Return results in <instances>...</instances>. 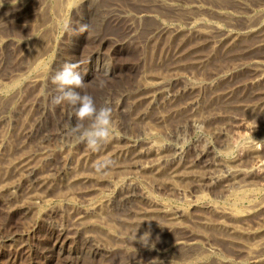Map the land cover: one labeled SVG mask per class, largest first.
<instances>
[{"label":"rangeland","instance_id":"1","mask_svg":"<svg viewBox=\"0 0 264 264\" xmlns=\"http://www.w3.org/2000/svg\"><path fill=\"white\" fill-rule=\"evenodd\" d=\"M242 1L236 5L235 0L221 2L234 5L242 13L247 11V7L254 9L259 5V8H264V0ZM55 3V0H0V141L4 138L0 142V264H186L182 258L195 253V244L202 250L196 264H248L244 245H249V239L242 240V245L238 239L227 236V232L224 235V230L214 225L221 218L207 206L217 203L219 207L229 208L233 206L234 191L240 190L232 179L214 180L217 173H222L221 168L215 165L214 150L221 146L222 136L215 135L214 124L217 128L225 124L228 131H232L235 125L239 131L245 132L246 123L256 127L249 138L262 142L260 153L264 160V142L259 139L260 133H264V88L250 89L246 86L256 73L252 62L258 60L264 64V23L257 34L240 36L232 42L217 43L215 33L189 29H183L185 32L177 35L168 32L160 37H150L149 32L156 21L147 17L141 21L134 18L147 8L151 9V0H88L78 4L76 10L63 11L64 16L52 18ZM245 5L246 9L243 8ZM157 7L167 14L164 17L166 22L186 26L170 7ZM46 21L47 25L42 26ZM221 23H224V28L233 27V24ZM241 23V19L237 20L234 27ZM80 24H88V31L79 34ZM38 53L43 58L41 66L37 70L29 69ZM98 58L111 65L109 72L98 68L95 64ZM78 62H81L78 71L85 86L77 91L93 96L98 108L107 106L112 109L114 137L99 151H93L69 135V124L74 126L76 123L72 106L67 102L52 103L53 96L58 94L52 83L55 72L64 63ZM223 72L225 75H221ZM37 74L41 75L39 79L31 81ZM157 79L163 81L162 87V83H155ZM100 81H104L103 87H100ZM189 81L195 83L192 85ZM220 97L225 100L218 99ZM247 105L255 108L248 110L245 108ZM194 109L205 122L199 127L191 124ZM84 124L87 127L89 121ZM142 129H151L153 139L165 143L159 152L162 153L159 163L165 170L161 178L156 177L160 174L147 175L136 170L137 163L142 161L149 165L157 158L147 150L148 144L145 143L148 139ZM204 141L210 147L206 156L201 153L206 147ZM174 147L181 149L179 151L183 155H175ZM108 158L115 164L106 174L97 173L93 165ZM247 161L243 164L247 165ZM176 168L181 170L178 169L174 176L169 171ZM130 175L135 177L132 178L135 183L126 178ZM237 179L243 184L246 182L243 188L248 193L252 191L254 201L261 202L262 199L264 203V175L253 174ZM142 192L154 195L153 201L145 199ZM103 199L104 202L110 201L109 204L101 203ZM237 201L240 209L247 208L249 202L246 199ZM95 202L98 206L104 204L100 206V216L88 213ZM154 202L155 207L152 205ZM159 204L172 209L186 207L189 217L180 218L179 222L172 221L163 212H158ZM152 210L157 214H151ZM259 215L264 219V213L257 214L242 225L248 229L261 225L264 220ZM206 221L211 224H206ZM145 233H149V241L145 237L147 246L139 240ZM189 241L195 243L188 245Z\"/></svg>","mask_w":264,"mask_h":264},{"label":"bare ground","instance_id":"2","mask_svg":"<svg viewBox=\"0 0 264 264\" xmlns=\"http://www.w3.org/2000/svg\"><path fill=\"white\" fill-rule=\"evenodd\" d=\"M46 1V0H45ZM85 1H88V0H55V11H54V13L52 14V18L54 17V16H58V17H61V16H64V14L62 15V13H63V11H69V10H73V9H75L76 10V8H77V5L78 4H82V3H84ZM92 1V0H91ZM136 1V0H135ZM139 1V0H138ZM152 1V7H151V9L149 8H147L146 10H144L143 12H141V14H137L135 17L136 18H134V20H137L138 19V21H141L142 20V18H144L145 19V17H147V18H151L152 20L154 19L155 21H156V24L154 25V27L150 30V32H149V36L151 37V36H158L159 35V37H160V35H163V34H167L168 32H171V34H174V35H177V34H179V33H183V32H185L184 30L185 29H189V31H197V32H203V33H208V32H213V33H215V40H216V42L217 43H221V42H232V40L233 39H235V38H237V37H240V36H245V35H255V34H257L258 32H259V29H260V27H261V25L264 23V8H259V5H256L257 7H254V9L253 8H249L248 9V7H247V11H245V10H243V11H245V12H238V10H237V8H235V6L234 5H232V4H229V3H224V2H221V1H223V0H220V2H219V0H171V1H168V0H151ZM215 2V3H213V2ZM217 2V3H216ZM251 2H253V1H251ZM257 2V1H256ZM262 2V1H261ZM264 2V1H263ZM50 3V2H49ZM48 2H47V4H49ZM233 3V2H232ZM238 3H243V1L242 0H235V5L236 4H238ZM24 4V3H23ZM211 4H212V6H211ZM254 4V3H253ZM263 4V3H262ZM41 5H43V3L41 4ZM41 5H40V7H41ZM52 5V4H51ZM241 5V4H240ZM242 5H244V4H242ZM248 5V4H247ZM38 6V5H37ZM79 6V5H78ZM87 6V5H86ZM157 6H168V7H170L171 8V11L172 12H175V13H177L181 18L179 19L181 22H185V24H186V26H187V28H186V26H183V25H179V24H174V23H169V22H166V20H165V18L164 17H166L165 15H167L166 13H163L164 11H160L161 9H159ZM6 7V6H5ZM46 7V6H45ZM44 7V8H45ZM92 7V6H91ZM97 7V6H96ZM95 7V8H96ZM149 7V6H148ZM239 7V6H238ZM7 8V7H6ZM100 8V7H99ZM169 8V9H170ZM244 9H246V5L243 7ZM16 9V8H15ZM41 9V8H40ZM54 9V8H53ZM78 9V8H77ZM144 9V8H143ZM234 10H237V12H235ZM242 10H240V11H242ZM48 11V10H47ZM34 12V11H33ZM41 12V11H40ZM44 12H45V9H44ZM43 12V13H44ZM50 12V11H49ZM66 13V12H65ZM82 13V12H81ZM36 15H37V13H35ZM45 14H46V12H45ZM134 15V14H133ZM56 16V17H57ZM67 16V15H66ZM81 16V15H80ZM109 16V15H108ZM129 16V15H128ZM51 17V16H50ZM57 17V18H58ZM120 17V16H119ZM14 18V17H13ZM33 18V17H32ZM47 18V17H46ZM38 19H39V17H38ZM41 19V18H40ZM239 19H241L242 20V23L240 24V25H237V26H235L234 27V23H236V21L237 20H239ZM7 20V19H6ZM36 20V19H35ZM51 20V19H50ZM55 20H56V18H55ZM61 20V19H60ZM178 20V21H179ZM38 21V20H37ZM36 21V22H37ZM221 21H223V22H227V25L229 24V25H232L233 24V27L231 28V29H227V28H224V26L222 25V24H224V23H221ZM180 22V23H181ZM33 23H35V22H33ZM54 23V22H53ZM58 23H59V21H58ZM155 23V22H154ZM49 24H50V22H49ZM55 24V23H54ZM53 24V25H54ZM184 24V23H183ZM39 25H40V23H39ZM44 25H47V21L42 25V26H44ZM51 25H52V23H51ZM50 25V26H51ZM53 25H52V27H53ZM56 25V24H55ZM226 25V26H227ZM38 26V25H37ZM150 27V26H149ZM38 28V27H37ZM46 28V27H45ZM47 29H48V27H47ZM184 29V30H183ZM53 30V29H52ZM51 30V31H52ZM54 30H55V28H54ZM50 31V30H49ZM261 32H262V30H261ZM42 33H44V31L43 32H41V34ZM45 33H47V32H45ZM194 33V32H193ZM212 33V34H213ZM196 34V33H195ZM209 34V33H208ZM34 35V34H33ZM44 35V34H43ZM197 35V34H196ZM195 35V36H196ZM211 35V34H210ZM42 36V35H41ZM48 36V35H47ZM54 36H56V34L54 35ZM168 36V35H167ZM191 36H192V34H191ZM203 36V35H202ZM207 36V35H206ZM34 37V36H33ZM49 37H50V35H49ZM258 37V36H257ZM51 38V37H50ZM157 38V37H156ZM174 38H176V36L174 37ZM195 38V37H194ZM209 38H211V37H209ZM54 39V38H53ZM203 39V38H202ZM247 39V38H246ZM260 39V38H259ZM32 40H34L35 41V39H32ZM155 40V39H154ZM177 40V39H176ZM183 40V39H182ZM204 40V39H203ZM206 40V39H205ZM245 40V39H244ZM0 41H1V39H0ZM39 41V40H38ZM37 41V42H38ZM169 41V40H168ZM185 41V40H184ZM190 41V40H189ZM40 42V41H39ZM152 42H153V40H152ZM174 42V41H173ZM179 42H180V40H179ZM201 42V41H200ZM42 43V42H41ZM165 43V42H164ZM177 43V42H176ZM31 44V43H30ZM181 44H182V42H181ZM209 44V43H208ZM231 44V43H230ZM35 45V44H34ZM34 45H32L33 47H34ZM53 45V44H52ZM51 45V46H52ZM56 45V44H55ZM186 45H188V44H186ZM202 45V44H201ZM228 45V44H227ZM258 45V44H257ZM43 46H44V44H43ZM221 46V45H220ZM249 46V45H248ZM252 46H254V45H252ZM261 46V45H260ZM27 47H28V44H27ZM26 47V48H27ZM53 47V46H52ZM215 47H217L216 45H215ZM245 47V46H244ZM258 47V46H257ZM182 48V47H181ZM211 48V47H210ZM213 48H214V45H213ZM226 48V47H225ZM232 48V47H231ZM235 48V47H234ZM249 48V47H248ZM254 48V47H253ZM28 50H29V48H28ZM38 50H40V49H38ZM38 50H37V52H38ZM230 50H232V49H230ZM43 51V50H42ZM41 51V52H42ZM53 51V50H52ZM186 51V50H185ZM211 51H213V50H211ZM210 51V52H211ZM32 52H33V50H32ZM36 52V51H35ZM36 52V53H37ZM47 53V52H46ZM40 54L41 53H38V56L36 55V57H35V59H34V61L29 65V69H32V70H37V67L38 66H41V62H43L42 61V59H41V56H40ZM45 54V53H44ZM214 54V53H213ZM184 55V54H183ZM225 55V54H224ZM230 55V54H229ZM187 56V55H186ZM216 56V55H215ZM242 56V55H241ZM240 56V57H241ZM95 57V56H94ZM93 57V58H94ZM175 57V56H174ZM191 57V56H190ZM226 57H228V56H226ZM208 58V57H207ZM229 58V57H228ZM237 58V57H236ZM223 59V58H222ZM184 60V59H183ZM251 61H252V59H251ZM45 62H46V60H45ZM45 62H44V64H45ZM50 62V61H49ZM97 63H95L97 66H98V68H101V69H103V70H105L106 72H109L110 71V69H111V65L107 62V61H105V60H103V59H99L98 58V60L96 61ZM208 62V61H207ZM218 63V62H217ZM245 63V62H244ZM248 63V62H247ZM253 64V66L255 67V71H256V73L254 74V76L252 77V79L250 80V82H247L248 84H246V86H250V89H256V88H261V87H263L264 88V84L262 83V82H264V64L262 63V62H260V61H258V60H254V62H252ZM196 65V64H195ZM228 65V64H227ZM44 66V65H43ZM47 66H49L48 64H47ZM235 66H237V65H235ZM240 66V65H239ZM242 66V65H241ZM247 66V65H246ZM250 66V65H249ZM213 67V66H212ZM44 68V67H43ZM234 68V67H233ZM237 68V67H236ZM249 68V67H248ZM250 68H251V66H250ZM50 69V68H49ZM196 69V68H195ZM228 69V68H227ZM43 70H45V68L43 69ZM29 71V70H28ZM27 71V72H28ZM148 71V70H147ZM153 71V70H152ZM152 71H151V74H152ZM158 71V70H157ZM159 71H161V70H159ZM196 71V70H195ZM234 71H235V69H234ZM27 72H25V73H27ZM39 72H41V71H39ZM230 72V71H229ZM239 72V71H238ZM43 73H44V71H43ZM160 73V72H159ZM181 73H182V71H181ZM225 72H223L221 75H225L224 74ZM19 73H17V75H18ZM23 74V73H22ZM149 74V73H148ZM161 74V73H160ZM218 74V73H217ZM216 74V75H217ZM21 75V74H20ZM29 75V74H28ZM215 75V74H214ZM229 75V74H228ZM252 75V74H251ZM250 75V76H251ZM23 76V75H22ZM22 76H20V77H22ZM41 75H39V74H37V75H34V78L31 80V81H33V82H35V81H37L38 79H39V77H40ZM44 76V75H43ZM219 76H220V74H219ZM19 77V76H18ZM17 77V78H18ZM24 77V76H23ZM27 77V76H26ZM26 77H24V78H26ZM223 77H225V76H223ZM30 78V77H29ZM28 78V79H29ZM152 78V77H151ZM231 78V77H230ZM213 79V78H212ZM245 79H247V78H245ZM250 79V78H249ZM40 80H43L42 78L40 79ZM215 80V79H214ZM213 80V81H214ZM220 80H222V79H220ZM229 80V79H228ZM16 81V80H15ZM149 81V80H148ZM152 81H154V80H152ZM195 81V80H194ZM219 81V80H218ZM28 82V81H27ZM196 82V81H195ZM194 82V83H195ZM217 82V81H216ZM19 83V82H18ZM29 83V82H28ZM156 84H161L162 83V85H161V87L164 85L163 84V81L162 80H158L157 79V81L155 82ZM189 83H193V82H191V81H189ZM193 83V84H194ZM208 83V82H207ZM206 83V84H207ZM214 83H215V81H214ZM41 84V83H40ZM150 84H153V83H150ZM192 84V85H193ZM263 84V85H262ZM20 85V84H19ZM18 85V86H19ZM211 85H212V83H211ZM206 86V85H205ZM208 86V85H207ZM217 86V85H216ZM245 86V87H246ZM0 87H1V84H0ZM7 87V86H6ZM190 87V86H189ZM193 87V86H192ZM191 87V88H192ZM195 87V86H194ZM213 87V86H212ZM9 88V87H8ZM198 88V87H197ZM204 88V87H203ZM229 88V87H228ZM10 89V88H9ZM8 89V90H9ZM207 89V88H206ZM208 89H210V88H208ZM247 89V88H246ZM262 89V88H261ZM219 90V89H218ZM223 90V89H222ZM197 91V90H196ZM211 91V90H210ZM149 92V91H148ZM221 92V91H220ZM244 92V91H243ZM3 93V92H2ZM229 93V92H228ZM6 95V94H5ZM262 95V94H261ZM9 96V95H8ZM214 96V95H213ZM212 96V97H213ZM227 96H229V97H227V98H230V94H227ZM263 96V95H262ZM11 97V96H10ZM217 97V96H216ZM242 97V96H241ZM261 97V96H260ZM153 98V97H152ZM223 97H220V98H218V99H222ZM1 99V98H0ZM246 99V98H245ZM259 99V98H258ZM3 100V99H2ZM6 100V99H5ZM9 100V99H8ZM195 100V99H194ZM197 101H198V99H196ZM222 100H225V98H223ZM237 100V99H236ZM242 100H243V98H242ZM1 101V100H0ZM200 101V100H199ZM210 101V100H209ZM212 101H213V99H212ZM218 101V100H217ZM228 101V100H227ZM227 101H224V102H227ZM244 101H246V100H244ZM254 101H255V99H254ZM4 102V101H3ZM154 102H156V101H154ZM194 102V101H193ZM192 102V103H193ZM215 102V101H214ZM219 102V101H218ZM231 102V101H230ZM239 102V101H238ZM237 102V103H238ZM195 103V102H194ZM195 104H197V103H195ZM212 104V103H211ZM218 104V103H217ZM217 104H216V107H217ZM227 104V103H226ZM248 104V103H247ZM254 104V103H253ZM206 105V104H205ZM221 105V104H220ZM223 105V104H222ZM257 105V104H256ZM151 106H152V104H151ZM199 106V105H198ZM214 106V105H213ZM224 106V105H223ZM223 106H222V108H223ZM263 106V105H262ZM192 107V106H191ZM201 107V106H200ZM211 107V106H210ZM216 107H211V108H213L214 110L215 109H217ZM219 107H221V106H219ZM225 107V106H224ZM228 107H230V106H228ZM252 107L253 108H255V106L253 105V106H250V105H247V106H245V108L246 109H248V110H252ZM261 107V106H260ZM194 108V107H193ZM227 108V107H226ZM238 108V107H237ZM244 108V107H243ZM257 108V107H256ZM259 108V107H258ZM198 109V108H197ZM207 111H209L210 110V108L207 106ZM218 109H221V108H218ZM260 109V108H259ZM262 109H263V107H262ZM195 110V112H192L193 114L191 115V124L194 126V127H199V126H201V125H203L202 123H205L204 122V120L201 118V116H200V114H199V112H198V110H196V109H194ZM203 110V109H202ZM224 110V109H223ZM229 110V109H228ZM235 110V109H234ZM234 110H232V112L234 111ZM200 111V110H199ZM230 111V110H229ZM239 111V110H238ZM256 111H258V110H256ZM201 112V111H200ZM203 112V111H202ZM213 112V111H212ZM215 112V111H214ZM219 112V111H218ZM223 112V111H222ZM261 112V111H260ZM144 113H146V112H144ZM220 113V112H219ZM226 113H227V111H226ZM242 113V112H241ZM245 113V112H244ZM252 113H253V111H252ZM20 114V113H19ZM208 114V113H207ZM222 114V113H221ZM220 114V115H221ZM224 114V113H223ZM231 114V113H230ZM234 114V113H233ZM246 114V113H245ZM137 115V114H136ZM140 114H138V116H139ZM145 115V114H144ZM216 115H219V114H216ZM250 115V114H249ZM253 114H251V116H252ZM43 116V115H42ZM233 116V115H232ZM237 116V115H236ZM260 116H261V114H260ZM134 117V116H133ZM163 117V116H162ZM203 117V116H202ZM235 117V116H234ZM256 117V116H255ZM263 117V116H262ZM189 118H190V116H189ZM215 118H217V117H215ZM214 118V119H215ZM223 118V117H222ZM252 118H253V116H252ZM2 119V118H1ZM226 119V118H225ZM255 119V118H254ZM210 120V119H209ZM232 120V119H231ZM252 120V119H251ZM161 121H162V119H161ZM230 121V120H229ZM228 121V122H229ZM217 122H218V120H217ZM227 122V121H226ZM230 122H232V121H230ZM147 123V122H146ZM216 123V122H215ZM245 123V122H244ZM140 124V123H139ZM151 124V123H150ZM175 124V123H174ZM210 124V123H209ZM213 124V123H212ZM217 124V123H216ZM223 124V123H222ZM167 125V124H166ZM144 126V125H143ZM151 126V125H150ZM158 126V125H157ZM160 126V125H159ZM158 126V127H159ZM177 126V125H176ZM205 126V125H204ZM212 125H210V127H211ZM217 125H215L214 124V129H215V135L217 134V135H219V136H222V143H221V146L219 147V149L217 150L216 148L214 149L215 150V153H216V158H217V162H215V165H217V167L218 168H221V170H222V173H217L216 175H215V177H216V179L214 178V180L215 181H218V180H222V179H224V178H228V179H232L233 180V182H236V184H237V187L238 188H240V190H236V191H234V199H233V202H232V204H233V206H230L229 208H223V207H219L218 205H217V203H216V205H214V204H209L208 206H207V209H210L211 211H214L221 219L220 220H217L218 222H216L214 225H216L217 227H219V228H222V230H224L223 232H224V235H225V233L227 232V236H230V237H232V238H236V239H238V241L242 244V245H244L243 244V242H242V240H244L245 238L246 239H249V245H244V248H246V253H247V255H246V257L248 258V264H260V263H262V262H264V239H263V237L262 236H264V235H262L263 233H264V223H262L261 225H258V226H256L255 228H252V229H248V228H246L247 226H245L244 227V225H242V224H245L246 222V220H248L251 216H256L257 214H262V213H264V203L262 202V199H261V202H257V201H254V199H253V196H252V191L250 192L249 191V193L247 192V189H244L243 187L245 186L244 184H246V182L243 184L241 181H238L239 179H237V178H243V177H248V176H250V175H264V160H263V158H261V154L262 153H260V146H262L261 144H262V142H261V144L259 143V141H256L254 138L252 139V138H249L250 136H249V134L251 133V132H254V130H255V128L256 127H254L253 125H251L250 123H246V125H245V132H242L241 130L239 131L238 130V128L235 126V125H233V130L232 131H228V128H227V126L224 124V125H222L221 126V128H217L216 127ZM257 126V125H256ZM156 127V126H155ZM161 127V126H160ZM209 127V128H210ZM203 128H205V127H203ZM241 128V127H240ZM244 128V127H243ZM242 128V129H243ZM154 129H156V128H154ZM211 129V128H210ZM260 129V128H259ZM143 131H142V133H144V136L145 137H147V142L148 143H145V144H148V149L147 150H149L151 153H152V155L154 154V155H157V158L155 159V160H153L152 162H149L148 164L149 165H146L145 163L143 164L142 163V161L141 162H139V163H137L136 165H135V167H136V170L138 171V170H140L141 172H143V173H147V175L148 174H153V175H158V174H160V175H158V176H156V177H160L161 178V176H162V173H163V175H164V172H165V170L163 169V168H161L162 167V165H160L161 163H159V161H160V159L162 158V156L160 155V154H162V153H160L159 154V152H160V150L164 147V144L162 143V141L163 140H161V142L156 138V139H153L154 137H152L151 135H152V131H151V129L149 130H145V129H142ZM203 130V129H202ZM167 131V130H166ZM165 131V132H166ZM260 131H262V130H260ZM113 132V131H112ZM156 132V131H155ZM204 132V131H203ZM210 132V131H209ZM212 132L214 133V130H212ZM154 133V132H153ZM212 134V133H211ZM261 134V137L259 138L260 139V141H263L264 142V133H260ZM158 135H160V134H158ZM167 135V134H166ZM180 135V134H179ZM213 136H214V134H212ZM252 135V134H251ZM256 135V134H255ZM139 136V135H138ZM143 136V135H142ZM175 136V135H174ZM112 137H114V136H112ZM141 137V136H140ZM184 137V136H183ZM253 137V136H252ZM150 138V139H149ZM180 138H181V136H180ZM204 138V137H203ZM176 139V138H175ZM177 139H179L178 137H177ZM2 140H4V138L2 137ZM2 140L0 141V142H2ZM143 140V139H142ZM180 140V139H179ZM7 141V140H6ZM11 141V140H10ZM110 141H112V139L110 140ZM117 141V140H116ZM169 141V140H168ZM173 141V140H172ZM181 141V140H180ZM183 141V140H182ZM205 142L206 141H204V143L203 144H205ZM124 143V142H123ZM135 143V142H134ZM207 143V142H206ZM4 144V143H3ZM112 144V143H111ZM116 144V143H115ZM184 144V143H183ZM264 144V143H263ZM11 145V144H10ZM206 145V144H205ZM8 146V145H7ZM170 146H172V145H170ZM169 146V147H170ZM114 147V146H113ZM176 147H178V146H176ZM143 148V147H142ZM165 148H166V146H165ZM175 148V147H174ZM209 146H207L206 145V147H204L203 148V150L201 151V153H202V155H204V156H206V155H208L209 154V152H210V150H209ZM6 149V148H5ZM4 149V150H5ZM122 149V148H121ZM171 149V148H170ZM190 149V148H189ZM131 150V149H130ZM174 152V154L175 155H179V156H181V155H183V153H181V151H179V150H181V149H177V148H175V149H172ZM171 150V151H172ZM146 151V150H145ZM234 151V153L232 154V152ZM3 153H5V152H3ZM7 153H9V152H7ZM121 153V152H120ZM142 153V152H141ZM201 153H200V155H201ZM126 154V153H125ZM124 154V155H125ZM165 154V153H164ZM11 155V154H10ZM6 156H8V155H6ZM123 157V156H122ZM141 157V156H140ZM184 157V156H183ZM201 157V156H200ZM137 158V157H136ZM143 158H144V156H143ZM215 158V157H214ZM24 159V158H23ZM172 159V158H171ZM164 160V159H163ZM165 160H167V159H165ZM181 160H183V159H181ZM247 161V160H249V161H247L246 163H247V165H245V164H243V162L244 161ZM251 160V161H250ZM139 161V160H138ZM151 161V160H150ZM169 161V160H168ZM252 161H253V163H252ZM162 162V161H161ZM185 162V161H184ZM191 162V161H190ZM249 162H251L250 164H249ZM117 163V162H116ZM164 163V162H163ZM178 163V162H177ZM245 163V162H244ZM119 164V163H118ZM214 164V163H213ZM120 165H121V162H120ZM214 165V166H215ZM122 166V165H121ZM174 166H175V164H174ZM169 167V166H168ZM172 166H170V168H171ZM176 167H179V166H176ZM209 167V166H208ZM182 168V167H181ZM195 168V167H194ZM202 168V167H201ZM217 168V169H218ZM24 169V168H23ZM120 169V168H119ZM179 168H176V169H174L173 171H169V172H171L173 175H174V173H176L177 171H179V170H181V169H179ZM187 169V168H186ZM216 169V170H217ZM115 170V169H114ZM116 170H118V169H116ZM125 170V169H124ZM136 170H134V172L136 171ZM183 170V169H182ZM190 170V169H189ZM201 170V169H200ZM120 171H121V169H120ZM127 171V170H126ZM125 171V172H126ZM123 172V171H122ZM122 172H120V173H122ZM124 172V173H125ZM140 172V173H141ZM191 172V171H190ZM221 172V171H220ZM128 173V172H127ZM126 173V174H127ZM180 173H181V171H180ZM123 174V173H122ZM165 174H167V173H165ZM178 174V173H177ZM183 174V173H182ZM142 175V174H141ZM176 175V174H175ZM174 175V176H175ZM181 175V174H180ZM113 176V175H112ZM125 176V175H124ZM173 176V177H174ZM182 176V175H181ZM86 177V176H85ZM168 177V176H167ZM177 177V176H176ZM126 178L130 181V183H135L134 181H133V179L132 178H135L134 176H132V175H130V176H126ZM136 178H138V177H136ZM154 178V177H153ZM180 178V177H179ZM195 178V177H194ZM205 178V177H204ZM258 178V177H257ZM173 179V178H172ZM190 179V178H189ZM228 179H227V181H228ZM250 179V178H249ZM150 180V179H149ZM195 180H197V179H195ZM206 180V179H205ZM245 180V179H244ZM254 180V179H253ZM154 181H156V179L154 180ZM180 181V180H179ZM184 181V180H183ZM187 181H190V180H187ZM192 181H194V180H192ZM246 181V180H245ZM123 182V181H122ZM167 182V181H166ZM175 182V181H174ZM191 182V181H190ZM113 183V182H112ZM153 183V182H152ZM207 183V182H206ZM212 183V182H211ZM223 183V182H222ZM232 183V182H231ZM254 182H252V184H253ZM119 184V183H118ZM129 184V183H128ZM127 184V185H128ZM177 184V183H176ZM215 184V183H214ZM234 184V183H233ZM249 184V183H248ZM258 184V183H257ZM261 184V183H260ZM115 185V184H114ZM125 185V184H124ZM130 185V184H129ZM225 185V184H224ZM223 185V186H224ZM229 185V184H228ZM232 185V184H231ZM256 185V184H255ZM117 186V185H116ZM143 186V185H142ZM230 186V185H229ZM247 186V185H246ZM249 186V185H248ZM247 186V187H248ZM258 186V185H257ZM154 187V186H153ZM159 187V186H158ZM162 187V186H161ZM171 187V186H170ZM176 187V186H175ZM179 187V186H178ZM218 187V186H217ZM222 187V186H221ZM255 187V186H254ZM226 188H227V186H226ZM225 188V189H226ZM150 189H152V188H150ZM252 189V188H251ZM218 190V189H217ZM227 190V189H226ZM232 190V189H231ZM66 192V191H65ZM202 192V191H201ZM229 192V191H228ZM143 193V192H142ZM145 193V192H144ZM143 193V194H144ZM227 194V193H226ZM225 194V195H226ZM232 194V193H231ZM260 194V193H259ZM110 195V194H109ZM140 195V194H139ZM136 196V195H135ZM180 196V195H179ZM199 196V195H198ZM197 196V197H198ZM105 197H107V196H105ZM122 197V196H121ZM127 197V196H126ZM138 197V196H137ZM143 197L145 198V199H147V200H150V201H153V199H154V195H151V193L150 192H146V194H144L143 195ZM227 197V196H226ZM264 197V196H263ZM103 198V197H102ZM108 198H110V197H108ZM141 198V197H140ZM206 198V197H205ZM256 198V197H255ZM101 199V198H100ZM100 199H98L97 201H99ZM238 199H240V200H242V199H246L249 203L247 204L248 206H247V208L246 209H240V207H238ZM102 200V199H101ZM107 200V199H106ZM109 200H111V199H109ZM161 200V199H160ZM203 200V199H202ZM155 201V200H154ZM162 201V200H161ZM164 201V200H163ZM197 201V200H196ZM201 201V200H200ZM101 202V201H100ZM108 202H110V201H106V202H104V199H103V201L101 202V203H104V204H109ZM160 202V201H159ZM195 202V201H194ZM198 202V201H197ZM225 202V201H224ZM229 202V201H228ZM94 203V202H93ZM100 203V206H104V204H101ZM157 203V202H156ZM160 203H163V202H160ZM193 203V202H192ZM191 203V204H192ZM95 204H96V202H95ZM99 204V203H98ZM231 204V203H230ZM111 205V204H110ZM114 205V204H113ZM151 205V204H150ZM153 206L155 205V202L152 204ZM242 205V204H241ZM100 206H98L97 204L95 205V206H91V208L90 209H88L89 210V212L88 213H91V214H98V216H100L99 215V213H101V210H102V207L100 208ZM105 206H107V205H105ZM153 206H152V209H153ZM229 206V205H228ZM246 206V205H245ZM155 207V206H154ZM172 207V206H171ZM179 207V206H178ZM189 207V206H188ZM244 207V206H243ZM105 208V207H104ZM151 208V207H150ZM157 208H160V210H158V212H163V214L164 215H166L167 217H169V219L170 220H174L175 222H179L181 219L180 218H184V217H187L188 215H189V210L188 209H185V208H183V207H181V208H175V209H172V208H168V206H165L164 204L162 205H160L159 204V206H157ZM107 209V208H106ZM146 209H148V208H146ZM196 209V208H195ZM198 209V208H197ZM206 209V210H207ZM108 210V209H107ZM106 210V211H107ZM200 210H202V209H200ZM200 210H197V211H200ZM149 211V210H148ZM103 212H104V210H103ZM108 212H109V210H108ZM195 212V211H194ZM206 212V211H205ZM157 214V213H155V211H151V214ZM213 213V212H212ZM106 215H107V213H105ZM104 214V215H105ZM193 214V213H192ZM105 215V216H106ZM147 215V214H146ZM149 215V214H148ZM161 215V214H160ZM191 215V214H190ZM205 215H207V214H205ZM215 215V214H214ZM90 216H92V215H90ZM90 216H88V218L90 217ZM105 216L103 217V218H105ZM162 216V215H161ZM160 216V217H161ZM203 216V215H202ZM208 216V215H207ZM120 217V216H119ZM164 217V216H163ZM162 217V218H163ZM189 217V216H188ZM188 217H187V219H188ZM192 217V216H191ZM206 217V216H205ZM210 217V216H209ZM259 217L261 218V217H263V216H260L259 215ZM92 218V217H91ZM123 218V217H122ZM124 218H125V216H124ZM128 218V217H127ZM127 218L125 219V221L127 220ZM149 218V217H148ZM207 218V217H206ZM226 218H228V219H226ZM95 219V218H94ZM149 219H151V218H149ZM163 219H165V218H163ZM162 219V220H163ZM204 219V218H203ZM209 219V218H208ZM207 219V220H208ZM211 219H212V217H211ZM214 219H215V217H214ZM262 219V218H261ZM109 220V219H108ZM111 220V219H110ZM109 220V221H110ZM128 220H130V219H128ZM134 220H135V218H134ZM156 220V219H155ZM161 220V221H162ZM179 220V221H178ZM189 220H190V218H189ZM229 220H230V222H229ZM262 220H264V219H262ZM102 221V220H101ZM117 221V220H116ZM116 221H115V223H116ZM133 221V220H132ZM159 221V220H158ZM183 221V220H182ZM196 221H198V220H196ZM203 221V220H202ZM212 221V220H211ZM257 221H258V219H257ZM103 222H104V219H103ZM111 222V221H110ZM127 222V221H126ZM157 222V221H156ZM165 222V221H164ZM248 222V221H247ZM250 222H251V220H250ZM260 222V221H259ZM108 223V222H107ZM106 223V224H107ZM113 223V222H112ZM112 223H108V224H112ZM135 223V222H134ZM133 222H132V224H134ZM136 223H137V221H136ZM139 223V222H138ZM137 223V224H138ZM158 223H160V222H158ZM163 223V222H162ZM161 223V224H162ZM165 223H170V222H165ZM249 223V222H248ZM261 223V222H260ZM94 224V223H93ZM131 224V225H132ZM145 224V223H144ZM147 224V223H146ZM175 224V223H174ZM177 224V223H176ZM206 224H211V222H209V221H206ZM252 224V223H251ZM250 224V225H251ZM255 224V223H254ZM253 224V225H254ZM258 224V223H257ZM119 225V224H118ZM125 225V224H124ZM126 225H128L127 223H126ZM129 225H130V222H129ZM139 225V224H138ZM137 225V226H138ZM164 225V224H163ZM199 225V224H198ZM204 225V224H203ZM247 225V224H246ZM249 225V224H248ZM249 225V226H250ZM111 226V225H110ZM109 226V227H110ZM115 226V225H114ZM166 226H168L167 224H166ZM179 226V225H178ZM193 226V225H192ZM209 226V225H208ZM112 227H113V225H112ZM116 227H117V224H116ZM127 227V226H126ZM130 227V226H129ZM142 227V226H141ZM145 227V226H144ZM148 226H146V228H147ZM152 227H153V224H152ZM198 227V226H197ZM215 227V226H214ZM252 227H254V226H252ZM143 228V227H142ZM150 228V227H149ZM169 228H171V227H169ZM201 228V227H200ZM202 228H203V226H202ZM211 228V227H210ZM209 228V229H210ZM251 228V227H250ZM111 229V228H110ZM205 229V228H204ZM207 229V228H206ZM206 229H205V231H206ZM215 228H213V230H214ZM112 230V229H111ZM175 230V229H174ZM177 230H178V228H177ZM201 230H203V229H201ZM211 230H212V228H211ZM93 231V230H92ZM216 231H219V229H217ZM112 232V231H111ZM132 232V231H131ZM220 232H222V231H220ZM222 232V233H223ZM170 233H168V235H169ZM215 235H216V233H214ZM218 234V233H217ZM214 235V236H215ZM106 236H108V235H106ZM111 236L109 235V238H110ZM163 237V236H162ZM174 237V236H173ZM221 237V236H220ZM230 237H229V239H230ZM108 238V239H109ZM175 238H176V235H175ZM224 238V237H223ZM183 239V238H182ZM181 239V240H182ZM218 239H220V238H218ZM166 240V239H165ZM170 240V239H169ZM195 240V239H194ZM171 241H173V240H171ZM177 241H179V239H177ZM176 241V242H177ZM183 241H184V239H183ZM180 242H178V243H176V244H179ZM195 242H193V241H189L188 242V245H191V244H194ZM228 243V242H227ZM229 244V243H228ZM190 247V246H189ZM194 247V246H193ZM195 247H196V249H195V253H193V254H188L187 255V257L184 259V258H182L183 260H184V262L183 263H186V264H190V263H195V262H197V261H199V259H198V255H199V252H202V250H200V248H198V244H195ZM227 247H229V246H227ZM232 247V246H231ZM231 247H229V248H231ZM243 247V246H242ZM241 248V247H240ZM178 249H180V248H178ZM182 249V248H181ZM207 250V249H206ZM211 250V249H210ZM178 251H180V250H178ZM185 251V250H184ZM203 251H204V248H203ZM216 251V250H215ZM198 252V253H197ZM221 252V251H220ZM171 253V252H170ZM222 253V252H221ZM186 254V253H185ZM201 254V253H200ZM171 255V254H170ZM177 255V254H176ZM225 255H228V254H225ZM230 255V254H229ZM183 256V255H182ZM182 256H180V257H182ZM179 257V256H178ZM173 258V257H172ZM176 258V257H175ZM220 258H222V257H220ZM178 259V258H177ZM182 260V261H183ZM213 260H215V259H213ZM223 260H226V259H223ZM228 260V259H227ZM176 261V260H175ZM220 261V260H219ZM181 262V261H180ZM215 263L217 262V261H214ZM221 262V261H220ZM171 263V262H170ZM175 263V262H174ZM177 263V262H176ZM196 264V263H195ZM198 264V263H197ZM212 264V263H211ZM219 264V263H218ZM232 264V263H231Z\"/></svg>","mask_w":264,"mask_h":264},{"label":"clouds","instance_id":"3","mask_svg":"<svg viewBox=\"0 0 264 264\" xmlns=\"http://www.w3.org/2000/svg\"><path fill=\"white\" fill-rule=\"evenodd\" d=\"M67 28V25H66ZM89 29L88 24H80L78 33L82 34ZM81 62L64 63L62 67L55 72L52 77V83L56 86L57 95L53 96L52 103L59 105L67 102L73 108L72 115L76 118L73 126L69 124V135L75 136L80 142L93 151H99L103 144H107L112 139V109L107 106L97 107L93 96L81 93L77 89H83L85 86L83 76L78 69ZM85 74L87 69L84 70ZM104 86V81H100V87ZM71 121V120H70ZM89 121L87 127L84 122ZM115 164L112 159L97 161L93 168L97 173L106 174L107 171ZM145 237L149 241V233L139 237L144 245Z\"/></svg>","mask_w":264,"mask_h":264}]
</instances>
